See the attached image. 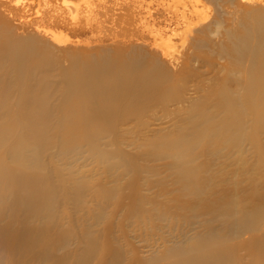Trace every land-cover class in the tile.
<instances>
[{
	"label": "rangeland",
	"instance_id": "obj_1",
	"mask_svg": "<svg viewBox=\"0 0 264 264\" xmlns=\"http://www.w3.org/2000/svg\"><path fill=\"white\" fill-rule=\"evenodd\" d=\"M245 32L252 36L248 52L243 53L249 54L240 64L234 59V48ZM262 34L264 0H0V72L8 67L23 69L30 72L28 76L32 75L31 79L23 80L25 85L39 79L52 83V103L60 97L58 82L86 65L102 62L120 66L132 60L140 66L155 68L156 97L144 103L140 114L134 111L119 114L120 118L124 115L115 126L120 143L109 147L127 153L132 159L130 164L141 169L136 191L128 185L130 174H125V167L116 166L117 163H113L116 167L110 171L91 159L71 166L74 177L83 174L110 188L120 186L121 194L112 195L110 201L88 202L94 220L86 221L104 243L103 248L111 251L119 248L123 264L159 258L166 249L181 245L185 236L190 238L199 231L194 220L188 226L187 213L182 209L198 204V199L175 182L168 158L158 160L150 154L159 148L156 142L160 137L192 131L193 124L187 119L201 107L214 117L207 125L220 126L229 117L231 124H245L241 128L244 134L256 135L253 128L256 114L252 115L251 110L258 106L263 93L257 92L258 98L253 93L250 100L245 96L248 88L264 89ZM20 58L22 62L18 61ZM222 91L236 94L237 102H248V109H242V113L231 111L228 115L218 112L215 103ZM223 128L215 133L210 147L214 146V140L221 150L229 145L224 146V140L233 131L229 134ZM232 152L222 159L221 167L218 162L213 165L209 176L213 175L216 181L213 184H217L212 185L213 194L205 198L215 204L222 196L218 202L221 206H229L232 198L241 199V207L257 205L256 198L264 195V133L260 134L257 147ZM199 160L198 163L203 157ZM62 162L57 160L55 164L62 167L66 163ZM87 199H93L92 193ZM230 206L229 210L235 211L236 206ZM133 207L142 213L133 216L136 214ZM164 210L175 214L182 211L183 218L177 220L176 216L174 226L155 221L154 214ZM150 213L154 220L151 223L140 219ZM187 216L190 218V213ZM73 241L76 246L78 242Z\"/></svg>",
	"mask_w": 264,
	"mask_h": 264
},
{
	"label": "bare ground",
	"instance_id": "obj_2",
	"mask_svg": "<svg viewBox=\"0 0 264 264\" xmlns=\"http://www.w3.org/2000/svg\"><path fill=\"white\" fill-rule=\"evenodd\" d=\"M243 34L242 39H236L239 43L234 48V59L240 64L249 54L243 53L248 52L252 36L247 32ZM18 61L22 62V58ZM130 61L120 66L102 62L83 65L84 68L76 69L77 72L58 82L60 97L56 103L51 102L52 83H42L39 79L25 85L23 80L31 79L32 75L28 76L30 72L25 73L23 69L17 71L8 67L0 72V264H123L119 248L112 251H107L106 246L103 248L104 243L86 221L87 218L94 220L88 202L102 199L106 203L112 195L121 194L120 186L110 188L83 174L74 177L71 166L88 159L101 162L106 171L124 166L125 174H130L128 185L136 191L141 169L130 164L132 159L127 153L109 147L120 143L116 127L124 115L120 118L119 114L128 111L140 114L144 103L156 97L158 84L154 79L155 68ZM41 75L44 76V72ZM258 90L248 88L244 96L250 100L253 93L256 97L258 92L263 93L261 99L264 100V89ZM231 93H220L217 102L222 101L215 103L218 112L228 115L231 111L247 110L249 103L237 102L236 94ZM261 99L254 111L251 110L252 115L256 114L253 125L256 135L244 134L241 128L245 124H231L229 117L224 118L220 126L207 125L214 117L201 107L187 119L193 124L192 131L157 139L159 148L155 153L150 152V156L158 160L168 158L175 182L198 199V204L182 209L190 213L191 219L185 214L187 222L196 221L193 224H198L199 231L190 238L185 236L181 245L166 249L159 258L132 260L129 264H264V195L258 196L257 205L249 208L241 207L238 198H232L230 204L228 201L229 206L218 203L222 196L215 204L205 198L214 191L215 177L209 176L213 165L218 162L220 166L231 151L235 154V150L244 152L246 147H257L259 136L264 133V101ZM21 118L24 121L21 122ZM221 128L229 130V134L233 131L224 140V146L229 145L222 150L215 140L210 147ZM57 160L66 163L58 167ZM113 163H117L116 166ZM89 193H92L91 200L87 199ZM132 201L135 203L134 199ZM230 205L237 207L235 211L229 210ZM132 209L136 213L133 216L142 213L138 208ZM181 213L156 212L155 221L174 226L176 216L177 220L183 218ZM151 215L138 219L151 223L154 221ZM73 240L78 242L76 246Z\"/></svg>",
	"mask_w": 264,
	"mask_h": 264
}]
</instances>
